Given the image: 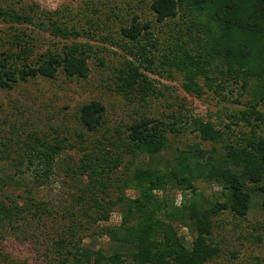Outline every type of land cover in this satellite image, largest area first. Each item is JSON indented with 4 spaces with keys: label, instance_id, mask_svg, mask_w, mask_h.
<instances>
[{
    "label": "trees",
    "instance_id": "obj_1",
    "mask_svg": "<svg viewBox=\"0 0 264 264\" xmlns=\"http://www.w3.org/2000/svg\"><path fill=\"white\" fill-rule=\"evenodd\" d=\"M151 8L173 37L161 61L179 73L187 92L201 96L207 89L225 98L227 91L232 94L238 88L251 98L245 109L226 113L227 121L219 114L220 124L202 117L190 120L178 112L170 115L175 119L170 124L144 114L126 131L99 140L77 157L67 152L74 144L66 136L28 131L21 159L31 165L40 163L43 168L39 164L35 168L48 181L57 168L71 173L80 197L83 219L69 222V233L58 240L66 248L59 249L64 255L61 264H208L221 254L214 231L222 211L246 217L260 197L264 213V110L260 108H264V0H152ZM0 17L11 23L34 22L27 11L1 6ZM151 25L134 16L120 29L122 46L134 60L126 59L117 70L116 85L130 98L141 93L144 100L157 93L140 61L154 63L153 48L158 41ZM49 30L56 36L80 35L79 30L56 20ZM25 34L24 30L14 34L9 49L0 52V88L38 76L55 78L60 69L69 77L89 75L88 43H67L62 51L48 50L34 61L35 41ZM105 111L98 100L83 104L78 119L86 131L79 137L103 127ZM189 127L201 140L212 141L213 148L203 149L195 143L187 149L176 148L165 165L157 161L171 146L168 130L181 133ZM217 144L222 146V154ZM2 145L6 152L8 144ZM126 160L133 167L131 173L114 177ZM8 176L9 181L4 180L6 199L0 198V227L12 224L15 218L25 219L33 208L35 213H52L47 201L33 195L15 193L25 202L20 204L13 197V188L21 187L24 177L22 173ZM200 180L220 185L223 199H207L196 185ZM114 184L118 196L111 199ZM127 189L138 194H126ZM172 190L189 191L190 197L185 193L177 204L176 197L169 196ZM119 205V221L110 225ZM99 221L104 223L103 229L91 230ZM183 228L192 234L190 242L182 234ZM96 232L108 237L107 248L84 243L85 237Z\"/></svg>",
    "mask_w": 264,
    "mask_h": 264
},
{
    "label": "rangeland",
    "instance_id": "obj_2",
    "mask_svg": "<svg viewBox=\"0 0 264 264\" xmlns=\"http://www.w3.org/2000/svg\"><path fill=\"white\" fill-rule=\"evenodd\" d=\"M151 1L0 0L2 8L27 11L34 17L33 23L22 24L11 23L0 17V52L8 50L13 35L22 30L26 32L27 39L35 41L34 43L29 40L35 44L32 57L34 61L48 50L62 51L67 43L90 45V71L86 78L69 77L60 69L55 78L38 76L28 81L18 80L10 88H0V198L6 199L4 180L9 181L8 175L22 173L24 181L21 187L13 188V197L24 205L23 198H16L15 193L22 197L33 195L47 201L52 209V213L39 214L35 213L36 208H33L25 219L15 218L12 224L0 227V264H61L60 260L64 255L59 249L64 250L65 247H60L58 240L60 236L69 233L66 230L69 222H75L79 217L80 220L83 219L81 206L77 201L80 197L77 196L71 173L57 168L48 181L43 176L40 177L38 168H43L40 163L37 162L35 165L39 164V167L35 168V165L21 159V147H25L28 131L37 130L52 135L57 132L60 136H66L69 139L67 142L72 140L74 144L67 152L77 157L87 148H93L99 140L103 141L111 135L115 138L119 135L117 132L126 131L129 124L144 114L161 118L170 124L175 120L170 117L172 113L187 115L190 120L202 117L220 124L222 119L219 114L227 121L226 113L236 112L248 106L251 94L245 92V95H242L238 88L232 94L227 91L225 98L207 89L201 96L184 89L179 73L172 72L173 70H169L161 61V56L167 51L168 43L173 37L166 22L156 20ZM134 16L141 22L152 23V32L158 41L156 48H153L154 63L140 59L143 62L141 70L153 80L157 92L144 100L141 99V93L131 98L123 95L116 85L117 70L126 59L134 60L127 47L122 46L123 40L120 38L121 27L129 24ZM54 20L79 30L80 35H54L49 30L50 23ZM40 22H45V26L40 25ZM199 82L205 87L204 79ZM93 100L105 105V123L98 131L79 137L86 131L78 119L80 108ZM191 127L181 133L168 130L171 146L157 156L156 160L165 165L176 148L187 149L195 143L200 144L203 149L211 150L214 143L201 140ZM242 128L244 129V126ZM2 143L8 144L6 152L2 151ZM216 146L219 154H222V146ZM127 161L126 165L122 164L115 171L114 177L131 173L130 168L133 167ZM16 167L18 171H15ZM196 185L207 199H223L220 185L203 180L197 181ZM115 187L116 184L111 187V199L118 196ZM169 193V196L176 197L177 204L185 193L186 198L190 197L189 191L172 190ZM126 194L136 196L138 192L127 189ZM258 198L246 217L234 216L227 211L220 213V218L218 217L215 223L214 237L220 244L221 254L208 264H264V213ZM45 207L47 206L43 205V208ZM114 211L110 225L119 221L122 206H116ZM103 224L99 221L91 226V230L100 232ZM78 225L79 223L77 227ZM90 234L84 238L85 244L96 249L108 245L106 235L100 236L98 232ZM182 234L186 235L189 242L192 240V234L187 228L182 229Z\"/></svg>",
    "mask_w": 264,
    "mask_h": 264
}]
</instances>
